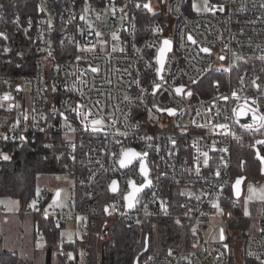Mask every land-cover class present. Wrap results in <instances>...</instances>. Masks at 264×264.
Segmentation results:
<instances>
[{
  "label": "built area",
  "instance_id": "built-area-1",
  "mask_svg": "<svg viewBox=\"0 0 264 264\" xmlns=\"http://www.w3.org/2000/svg\"><path fill=\"white\" fill-rule=\"evenodd\" d=\"M194 1L27 0L32 8L12 11L0 0V167L11 141L56 130L73 177L64 205H52L60 188L54 199L58 188L42 184L18 210L0 197V215L71 229L70 241L59 235L64 264H91L94 228L103 237L110 220L130 227L162 217L186 221L185 236L146 264H231L226 224L236 218L252 221L234 233L241 256L264 264V199L250 213L243 194L226 204L233 146L257 147L264 158L261 122L249 128L238 117L242 106L264 116V0H201V9ZM7 24L32 31L38 54L18 78L2 70ZM165 37L172 47L160 68ZM128 149L141 155L122 166ZM146 181L129 208L133 185ZM37 231L46 238L39 222Z\"/></svg>",
  "mask_w": 264,
  "mask_h": 264
},
{
  "label": "trees",
  "instance_id": "trees-1",
  "mask_svg": "<svg viewBox=\"0 0 264 264\" xmlns=\"http://www.w3.org/2000/svg\"><path fill=\"white\" fill-rule=\"evenodd\" d=\"M9 4L12 11L20 10L31 5L27 0H18L16 5L13 1L3 0ZM9 2V3H7ZM11 3V4H10ZM9 34V49L4 52L1 58L2 70L12 78H18L23 74L33 71L34 61L38 54L34 50L32 41V31L26 32L6 25ZM5 29V26H3ZM6 55V57H4ZM10 57V61L3 58ZM217 74H211L203 81L212 84ZM53 119V117L51 118ZM56 117L54 121L56 122ZM10 159L5 160L0 167V197H8L19 201L20 205L28 203L37 192L38 177L42 174H56L67 171L69 154L66 146L56 130L44 131L36 135H31L23 141H11L8 145ZM235 167L232 178L245 176L249 180H261V163L256 158V152L252 148L233 146ZM170 189H173L170 186ZM228 199L226 204L230 207V202L234 199L232 189L228 188ZM19 216H25L19 214ZM30 216V215H26ZM33 217V216H31ZM151 219L127 226L124 221L115 220L112 226L104 231L102 237L100 228H94L96 232L92 238V253L90 254L91 264H134L137 255H140V264H146L151 254H162L171 247L178 246L185 236L186 221L172 220L169 218L157 219L156 227H153ZM38 222L45 227L46 238L43 239L47 244L46 262L52 263L53 258H57L59 264H64L66 258L61 254L62 246L59 240L60 229L52 222L39 216L33 217L36 227ZM252 225L250 219L236 218L226 224V230L233 236L234 233L240 238L244 235L246 228ZM183 226V227H181ZM97 232L99 234L97 235ZM148 240V249L142 252ZM5 239L0 234V264H35L33 259L23 257L19 251L5 247ZM232 248L231 264H261L256 259H244L235 238L230 243ZM71 245L66 244L64 248ZM56 249V255L53 250ZM142 252V253H141Z\"/></svg>",
  "mask_w": 264,
  "mask_h": 264
},
{
  "label": "rangeland",
  "instance_id": "rangeland-1",
  "mask_svg": "<svg viewBox=\"0 0 264 264\" xmlns=\"http://www.w3.org/2000/svg\"><path fill=\"white\" fill-rule=\"evenodd\" d=\"M202 5L203 4L201 0H195L193 2V6L196 9H201L203 7ZM202 84H205V81H203ZM24 89L27 91L28 87L26 86ZM63 122L67 123L68 121L64 120ZM72 182L73 177L69 171L51 175L42 174L38 177V186L47 184L52 188L61 189V199L56 203H52V205H64L66 203L69 192V185L72 184ZM262 199H264L263 178L258 182L255 179H247L244 184V192L242 195V202H244V211L250 213L251 208H254L258 203L260 204ZM3 202L13 210H18L21 207L19 201L16 199H5ZM162 218L175 220V218L171 217ZM157 219L159 218H155L152 221L153 227H156L158 221ZM219 220L220 219H213V221ZM114 221L115 220H110L108 223V227L112 226ZM183 230H185V227H183ZM35 231L36 227L33 223V218L30 216H0V234L5 239L6 248L19 251L21 256L33 259L35 264H59V260H57V258L55 259V257L53 258L52 263L46 262L48 250L47 244H45L44 240L40 238ZM60 232L68 239V241L72 239L73 232L71 229H62ZM105 237H107V235H105ZM227 241L232 243L234 241L233 236H230L229 234V238L227 239ZM56 249L57 248L53 250L54 256L56 255Z\"/></svg>",
  "mask_w": 264,
  "mask_h": 264
},
{
  "label": "water",
  "instance_id": "water-1",
  "mask_svg": "<svg viewBox=\"0 0 264 264\" xmlns=\"http://www.w3.org/2000/svg\"><path fill=\"white\" fill-rule=\"evenodd\" d=\"M165 39H167V40L170 41V45H171V46H170V49H171V47H172V39H171V38H168V37H165V38L163 39V41H164ZM162 47H164L163 42H162V45H161L160 48H162ZM160 48H159V50H160ZM170 49H169V50H170ZM169 50H168V51H169ZM168 51H167V52H168ZM167 52L165 53V56H166ZM158 57H159V51H158ZM164 59H165V57H164ZM157 60H158V58H157ZM158 63H159V60H158ZM159 66H160V63H159ZM160 68H161V66H160ZM18 88H19V86H18ZM253 113H255V112H254V111H251V110H248L247 108H245V107L242 106V107H240L239 110H238V117H239V118H240L245 124H248V125H256V124H258L259 121L253 119ZM255 116L259 117L257 113H255ZM129 150H132V149H128V150H126V152H128ZM254 150H255V152H256V158H257V159L260 161V163H261V173L264 174V158H263V156L261 155L260 150H259L257 147H254ZM133 151H134V150H133ZM126 152H124V154H125ZM137 158H138V157H137ZM137 158H135V159H137ZM123 159H126V158H125V155H123ZM135 159H133L132 161H134ZM144 162H145V158L143 159V165H144ZM125 165H127V163H126ZM125 165H124V166H125ZM144 168L146 169L145 165H144ZM146 171H147V175H148V170L146 169ZM147 175H146V176H147ZM238 179L241 181L240 184H239V186H238L239 194H237V184H236V182H237ZM245 179H246L245 176H240V177H236V178L234 179V181H233V184H232V190H233V194H234V196H235L236 198L240 197V196L243 194ZM114 182H115V184L112 183L111 186H110V189H111L112 192H115V191L117 190V183H116V181H114ZM148 184H149V181H146V182H145L144 184H142V185H135V187H136V188H139V189L141 190V189L147 187ZM113 188H115L116 190L113 191ZM59 192H60V189H59V188L56 189V191H55V195H54V199L57 198V197L59 196V195H57V193H59ZM132 192H133V189H132V191H131L130 193H132ZM138 192H139V191H138ZM138 192H136L135 196L137 195ZM130 193H129V194H130ZM128 197H129V195H128ZM134 199H135V197H134ZM134 199H133L132 203H134ZM128 203H129V200H128ZM223 236H224V232H223V229H222V232H221V238H222V239H223ZM147 249H148V240H146V245H145V247L143 248L142 252H145ZM142 252H141V253H142ZM139 258H140V255H137L136 258H135L134 264H140V262H139Z\"/></svg>",
  "mask_w": 264,
  "mask_h": 264
},
{
  "label": "snow or ice",
  "instance_id": "snow-or-ice-1",
  "mask_svg": "<svg viewBox=\"0 0 264 264\" xmlns=\"http://www.w3.org/2000/svg\"><path fill=\"white\" fill-rule=\"evenodd\" d=\"M145 7H149V6H148V5H145ZM0 35H2V34H0ZM190 39H191V38H190ZM163 44H164V47L160 48V50H159V57H158V60H159V63H160L161 68H163V66H164V57H165V53L170 49V46H171V45H170V41L167 40V39H165V40L163 41ZM204 51H208V50H207V49H204ZM176 91L179 93V92L182 91V89L178 88V89H176ZM189 95H190V93H189ZM253 119H254V120H258V121H260V122H261V126L264 127V116H259V117H257V116H255V113H253ZM94 123H99V122L96 121V122H94ZM247 127L251 128L252 125H248ZM257 143H258V144H264V141H257ZM124 155H125V158H126V159H122V160L120 161V163H121L122 166H124L126 163H127V164H130V163L132 162L133 159H135V158H137V157H140L141 154H140V153H137V152H135V151H133V150H129V151L126 152ZM144 155H146V154H144ZM205 155H206V154H205ZM3 159H4V160H8V159H10V157L7 156V155H4V156H3ZM141 171L144 172L145 175H147V171H146V169L144 168V165H143V164H141ZM240 182H241V181H240L239 179H238L237 182H236V184H237V194H239L238 186H239ZM113 183L115 184V182H113ZM149 183H150V181H149ZM115 190H116V189L113 188V191H115ZM138 191H140V189H139V188H136L135 185H133V192L130 193V194H129V197H128V200H129L128 207H129V208L133 207V203H132V201H133V199H134V197H135L136 192H138ZM250 191H251V189H250ZM57 195H59V193H57Z\"/></svg>",
  "mask_w": 264,
  "mask_h": 264
},
{
  "label": "crops",
  "instance_id": "crops-1",
  "mask_svg": "<svg viewBox=\"0 0 264 264\" xmlns=\"http://www.w3.org/2000/svg\"><path fill=\"white\" fill-rule=\"evenodd\" d=\"M5 199H9V200H13L12 198H8V197H3L1 200L3 201V200H5ZM1 216V215H0ZM31 217V216H30ZM4 218H6V217H4ZM33 218V217H32ZM6 219H8V218H6Z\"/></svg>",
  "mask_w": 264,
  "mask_h": 264
}]
</instances>
